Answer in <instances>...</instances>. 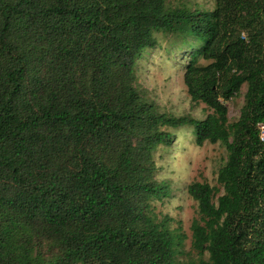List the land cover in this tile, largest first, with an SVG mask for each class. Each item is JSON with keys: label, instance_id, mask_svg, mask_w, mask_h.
<instances>
[{"label": "trees", "instance_id": "16d2710c", "mask_svg": "<svg viewBox=\"0 0 264 264\" xmlns=\"http://www.w3.org/2000/svg\"><path fill=\"white\" fill-rule=\"evenodd\" d=\"M157 34L198 45L182 81L204 119L134 85ZM182 128L227 156L216 186L186 187L198 258L178 263L154 152ZM0 264H264V0H0Z\"/></svg>", "mask_w": 264, "mask_h": 264}, {"label": "rangeland", "instance_id": "374dc122", "mask_svg": "<svg viewBox=\"0 0 264 264\" xmlns=\"http://www.w3.org/2000/svg\"><path fill=\"white\" fill-rule=\"evenodd\" d=\"M184 1L201 9L211 10L214 7V0ZM157 39L156 45L144 50L136 62L134 85L143 91L157 113L204 119L210 111L203 104L190 101L182 81L183 66L198 45L192 38H165L157 34ZM245 90L243 85L239 95L224 103L229 123L239 116ZM166 130L173 134L174 139L170 146H159L154 152L155 177L158 181H168L171 192L168 198L154 202L153 206L160 218L167 216L171 219V229L180 228L185 236L181 252L177 255L178 263H185L198 258L190 247V225L198 219L197 204L188 196L186 187L192 182L216 186L217 172L225 163L227 153L219 143L206 142L196 146L189 128Z\"/></svg>", "mask_w": 264, "mask_h": 264}]
</instances>
